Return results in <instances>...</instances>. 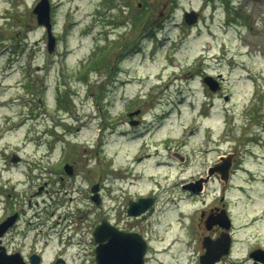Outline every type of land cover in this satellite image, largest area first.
<instances>
[{
	"label": "rangeland",
	"instance_id": "1",
	"mask_svg": "<svg viewBox=\"0 0 264 264\" xmlns=\"http://www.w3.org/2000/svg\"><path fill=\"white\" fill-rule=\"evenodd\" d=\"M38 1L0 0V203L11 193L9 200L19 201L28 214L41 211L40 222L47 223L44 205L54 206L59 196L65 224L73 228L94 219L87 191L97 185L105 194L99 211L106 213L108 191H120L114 176L127 165L126 157L135 155L138 139L120 147L105 129L129 104L133 122L145 113L144 130L157 123L145 136L152 145L171 138L173 145L189 140L193 146L203 133L190 135V126L197 124L213 127L212 140L223 137L222 152L240 151L242 164L227 187L236 237L223 264H236L249 248L264 245V0H50L56 38L51 54L46 29L33 11ZM192 9L200 18L188 25L184 14ZM97 45L113 62L125 58L123 66L132 76L126 93L141 91L142 96L131 101L120 97L126 93L113 83L119 64L110 72L92 70L89 61L96 59ZM204 70L209 74H201ZM220 73L231 94L226 102L221 97L212 101L218 110L227 108L226 119L222 113L201 117L202 105L209 101L203 79L218 81ZM57 134L62 142L56 141ZM15 154L19 162L11 160ZM41 187L53 198L36 194ZM145 187L142 182L139 189ZM145 192L151 191L130 195ZM170 194L160 191L162 207ZM214 198L212 193L210 200ZM185 207L191 225L178 220L174 210L170 218L155 215L150 220L154 250L148 264H201L198 208L204 206L188 201ZM242 224L247 226L239 233Z\"/></svg>",
	"mask_w": 264,
	"mask_h": 264
},
{
	"label": "flooded vegetation",
	"instance_id": "2",
	"mask_svg": "<svg viewBox=\"0 0 264 264\" xmlns=\"http://www.w3.org/2000/svg\"><path fill=\"white\" fill-rule=\"evenodd\" d=\"M97 46V50H94V54H97L96 59L89 61L93 65L92 70L100 71L103 69L102 71L110 72V70L115 68V64H119V69L116 71L120 75L115 78L113 83H119V88L117 89L126 93V88L132 76L129 72L125 71V67L123 66L125 58L120 55L113 62L109 58L107 59L106 54L100 52L101 49L99 45ZM100 66L102 68H99ZM89 70L91 71V69ZM126 73L128 76H126ZM201 74H209V72L204 70L201 71ZM108 75H111V73H108ZM200 77L202 78L203 76L200 75ZM216 78L219 79L220 83L216 82L219 89L215 91L203 82L202 88L205 90L206 97L209 100L207 103V107H209L207 113H204L206 110L204 108L200 112V115L206 118L215 115V118H219L218 116H221L222 113L226 119L227 108L218 110L216 103L212 99H218L220 97L224 100L226 98L229 99L231 92L227 90L225 77L219 78L218 74ZM92 86L94 85L92 84ZM114 91V89L109 91V94L111 92V96L113 97L115 94ZM257 94L259 95V93ZM99 95L97 94L98 97ZM106 95L103 94V97ZM140 96H142L141 91H136L133 95L126 93L125 96L123 93L120 94L123 100L127 97L130 101ZM132 113L130 105L127 104L126 110L118 118L119 120L115 124L111 120L108 125V130L107 128L105 129V131L109 132H106V134H109L112 141L114 139V141L120 142V147L124 143H131L138 139L137 147L134 149L135 155L126 157L127 165L130 168L125 171V166L127 165L123 163L124 167L120 169L118 175L116 174L115 168L112 169L113 175L116 174L114 178L120 181L118 188L120 191H114V189L108 191L110 197L107 212L100 214L99 211L105 202L104 191H101V189L100 191H96V197L93 196L94 191H87L90 203L95 206L93 211L95 217L93 220H88L90 222L89 225H85L82 220L81 224L70 228L64 221L67 218V214L64 215L61 211L64 205L63 203H59L61 202V197L57 196V204L54 206L51 202L45 203L46 217L44 218L47 223H43L42 221L40 222L43 215L41 211L36 210L33 214H28L26 207L19 206L20 202L15 201L13 197L9 200L8 198L11 196V193L8 194L4 202L2 201V204L0 203V224L14 214H17V217L15 222L8 226L0 235V257L3 255L11 257L6 264H13L10 260L15 255L20 257L24 264H99L100 245L110 240L115 251L114 253L117 254L118 251L127 249L125 242L126 235L133 232L137 233V237H141L142 240L146 239L147 241L144 264H148L150 253L154 250L153 237H150V234L152 235L153 232H149L150 220L155 215L162 220H164V217L170 218V211L174 210L175 216L179 217L178 220H182L185 226L191 225L192 219L189 218L187 208L185 207L188 201L197 202L201 206H204L198 208L199 227L203 231L202 235H200L202 245L206 237L216 239L224 231H229L232 243L235 241L236 230L234 223L228 230L223 227L221 218L223 217V212L226 211L233 219L230 201L227 199V187L232 182V176L238 169L237 166L242 164L239 162L238 156L240 151L235 147L233 151L222 152L225 149L221 139L223 137L219 136L218 139L212 140L213 127L211 125H205L203 129H200L197 124L190 126V135L199 136L201 132L203 133L201 138L193 141V146H189V140H181L182 142L180 144L173 145L171 138L152 145L151 142L153 140L145 136L154 131L157 123L151 122L149 125L147 124L148 127L144 130L145 113L143 114V111H141L135 122L130 118ZM103 123L105 128L104 120L100 124L103 125ZM226 123L227 121H225ZM133 131H141L142 133L134 134ZM50 132L53 131L50 130ZM56 138L57 142L63 141V138L61 140L58 134ZM99 139L100 136L97 139L98 144H100ZM106 143L107 139L105 140ZM160 144L161 146L165 144L162 146V150H160ZM251 152L253 153V151ZM126 155L128 156V153ZM58 170L61 169L59 168ZM139 174L141 175L139 176ZM142 182H144L146 187L139 189ZM61 191L59 189L56 192L60 193ZM131 191L151 192H145L136 198H132L130 195ZM160 191H170L172 193L167 198L168 204L164 207H162L164 202H162L160 197ZM2 193L3 191H0V194ZM41 193L45 195L44 200L53 198V194L49 189L41 191ZM212 193L215 194V198L210 200ZM141 196H153V205L140 215L130 214L129 208L131 202L137 201ZM69 199L73 200V197L70 196ZM36 205L38 206V202ZM29 206H33L32 199L29 200ZM166 213L167 215H165ZM209 217H211L210 220ZM188 218L189 221L187 220ZM36 219L39 220L36 221ZM257 220V218L253 219L255 222ZM211 221L214 222L212 223ZM243 226L246 227L247 225L242 224L236 228L239 233L242 232L241 228ZM101 238L104 239L100 240ZM261 247L264 248V245H255L249 248L245 253V259L239 258L236 264H245L246 262L250 264H264L263 262L256 261L250 254L254 249ZM203 252H205L204 247L198 256ZM229 256H222L215 264H223Z\"/></svg>",
	"mask_w": 264,
	"mask_h": 264
},
{
	"label": "water",
	"instance_id": "3",
	"mask_svg": "<svg viewBox=\"0 0 264 264\" xmlns=\"http://www.w3.org/2000/svg\"><path fill=\"white\" fill-rule=\"evenodd\" d=\"M33 11L36 13L37 22L40 25L45 26L47 32V49L48 52L51 53L54 50L56 44V38L53 35L52 31V21H51V2L50 0H39ZM184 19L188 24H194L199 19V13L196 10L186 11L184 14ZM205 82L211 87V89L216 90L217 85L214 82L212 76H207L205 78ZM20 159L19 155H13L12 160L18 161ZM66 170L71 173V169L69 166H66ZM93 191H98L97 185L92 187ZM153 204V197H140L138 201H132L129 212L133 215H139L142 212L146 211ZM223 217L221 218V223L223 227L229 229L231 227L232 221L228 216L227 212H223ZM16 218V214L12 217H9L5 222L0 224V235L4 232V230L10 226ZM211 217H209L210 220ZM207 220V222H209ZM212 223L214 221H211ZM104 225V224H103ZM102 225V226H103ZM101 238L100 240H103ZM107 239V238H106ZM126 247L127 249H122L115 254L112 242L110 240L100 245L99 249V264H144L145 253L147 250V241L145 239H141V237H137V233H131L126 235ZM204 247L206 248V252L201 256V262L203 264H215L218 260L221 259L222 256L229 254L231 250V235L228 231H224L220 236L216 239H211L206 237L204 240ZM256 260H260L264 262V249L259 248L254 250L251 253ZM11 257L3 255L0 257V264H6ZM13 264H24L22 259L15 255L12 260Z\"/></svg>",
	"mask_w": 264,
	"mask_h": 264
},
{
	"label": "trees",
	"instance_id": "4",
	"mask_svg": "<svg viewBox=\"0 0 264 264\" xmlns=\"http://www.w3.org/2000/svg\"><path fill=\"white\" fill-rule=\"evenodd\" d=\"M139 19V18H136V20ZM62 96L60 97V100H62ZM66 100V99H65ZM63 104V103H62ZM65 104H68V101L65 103Z\"/></svg>",
	"mask_w": 264,
	"mask_h": 264
}]
</instances>
